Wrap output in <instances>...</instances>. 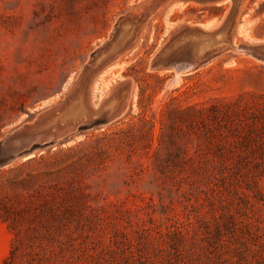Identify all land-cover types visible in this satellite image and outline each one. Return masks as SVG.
Returning <instances> with one entry per match:
<instances>
[{
  "label": "rangeland",
  "instance_id": "rangeland-1",
  "mask_svg": "<svg viewBox=\"0 0 264 264\" xmlns=\"http://www.w3.org/2000/svg\"><path fill=\"white\" fill-rule=\"evenodd\" d=\"M229 8L0 0V264H264V56L151 67ZM227 36L264 41V0Z\"/></svg>",
  "mask_w": 264,
  "mask_h": 264
},
{
  "label": "water",
  "instance_id": "water-1",
  "mask_svg": "<svg viewBox=\"0 0 264 264\" xmlns=\"http://www.w3.org/2000/svg\"><path fill=\"white\" fill-rule=\"evenodd\" d=\"M177 2H197V3H210L218 1H227L230 4L229 11L222 22L217 26L212 23H206L203 25H195L191 27H183L180 29L171 40L166 43L162 49L154 57L151 67L156 69H170L185 72L191 69V66L195 68L208 62L214 57L213 53L216 52V48L201 54L196 48L197 42L201 39L213 40L220 35H224L228 38L227 32L235 21L238 6L240 0H174ZM136 22L126 20L124 26L130 25L129 30H125L126 34L132 31ZM228 40H230L228 38ZM234 50L247 51L253 54L264 56V41L262 40L258 44L234 46Z\"/></svg>",
  "mask_w": 264,
  "mask_h": 264
},
{
  "label": "bare ground",
  "instance_id": "bare-ground-1",
  "mask_svg": "<svg viewBox=\"0 0 264 264\" xmlns=\"http://www.w3.org/2000/svg\"><path fill=\"white\" fill-rule=\"evenodd\" d=\"M180 4V3H179ZM229 31V30H228ZM229 37V36H228ZM232 42H233V40H232ZM196 46V48L198 49V51L201 53V54H203V53H205V52H207V51H209V50H211V49H213V47L214 48H216L217 50H216V52L215 53H213V55L214 54H221L223 51H225V50H228V49H232V50H234V46H236L235 44H232L231 43V41L230 40H228V38L227 37H225L224 35H220V36H218V37H216V39H213V40H204V39H201L199 42H197V44L195 45ZM216 54V55H217ZM115 62V61H114ZM195 67V66H194ZM193 66H191L190 68L191 69H188V70H186L185 72H183V73H187V72H190L193 68H194ZM172 69V68H171ZM164 70H166V69H164ZM170 70V69H169ZM176 72H174L175 74H176V77L178 76V75H183V73L181 72V71H177V70H175ZM178 78V77H177ZM85 106V105H84ZM77 109V108H76ZM90 109V108H89ZM90 111V110H89ZM91 111H95V109H93V110H91ZM86 112V111H85ZM84 113V112H83ZM85 115V114H84ZM86 115H87V113H86ZM80 117H83V115L82 116H80ZM86 117H88V116H84V118H86ZM70 118V117H69ZM78 118V117H77ZM83 119V118H82ZM64 120V119H63ZM84 120V119H83ZM66 121V120H65ZM68 121V120H67ZM73 121V120H72ZM74 121H75V118H74ZM79 121V120H78ZM63 122V121H62ZM75 123V122H74Z\"/></svg>",
  "mask_w": 264,
  "mask_h": 264
},
{
  "label": "trees",
  "instance_id": "trees-1",
  "mask_svg": "<svg viewBox=\"0 0 264 264\" xmlns=\"http://www.w3.org/2000/svg\"><path fill=\"white\" fill-rule=\"evenodd\" d=\"M18 251H19V250H18L17 247H13V249H12V251H11V258H12L13 260H15V259H19V260H21V258H20L21 254H20ZM34 261L37 262V260L35 259V257H34L33 255H30V258L26 259L25 262H26V264H34V263H36V262H34Z\"/></svg>",
  "mask_w": 264,
  "mask_h": 264
}]
</instances>
